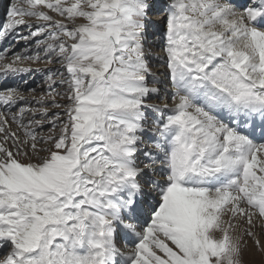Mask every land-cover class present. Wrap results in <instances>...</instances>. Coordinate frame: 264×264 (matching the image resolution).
I'll return each mask as SVG.
<instances>
[{
	"label": "snow or ice",
	"instance_id": "6c2138e0",
	"mask_svg": "<svg viewBox=\"0 0 264 264\" xmlns=\"http://www.w3.org/2000/svg\"><path fill=\"white\" fill-rule=\"evenodd\" d=\"M5 11L0 77L22 83L0 85V264L264 256V0Z\"/></svg>",
	"mask_w": 264,
	"mask_h": 264
},
{
	"label": "rangeland",
	"instance_id": "374dc122",
	"mask_svg": "<svg viewBox=\"0 0 264 264\" xmlns=\"http://www.w3.org/2000/svg\"><path fill=\"white\" fill-rule=\"evenodd\" d=\"M7 19V17L5 18V20ZM153 19H156V20H159L160 19V17H153ZM25 33H26V30H25ZM158 45L159 46H157L156 48H154V49H152V51H151V54L153 55V57H157V55L158 56H162V55H164V52H163V45H162V43H158ZM23 51V50H22ZM29 66V65H28ZM31 66H34V67H36V65H31ZM156 68H158V75L160 74V73H162L163 72V70H164V68H162V67H159V66H157ZM35 75L36 74H33L32 75V77L31 76H29L28 78H31L30 80H35V81H38V83H39V81H40V77L38 76H36L35 77ZM262 239H264V238H262ZM245 260L246 261H248L249 262V264H262V262H264V256H262L259 252H257V251H255L254 249H253V251L251 252V253H246L245 254Z\"/></svg>",
	"mask_w": 264,
	"mask_h": 264
},
{
	"label": "bare ground",
	"instance_id": "6f19581e",
	"mask_svg": "<svg viewBox=\"0 0 264 264\" xmlns=\"http://www.w3.org/2000/svg\"><path fill=\"white\" fill-rule=\"evenodd\" d=\"M157 46H159L158 44H155V45H153V47H152V49H154V48H156ZM153 54V53H152ZM151 53H150V55H151V58H152V63H153V65H154V67H157V66H159L158 65V61H157V57H158V55H157V57H153V55H152ZM8 62H11V58H9L8 60H7ZM0 64H1V62H0ZM25 66H28L27 64L25 65ZM31 67H34V66H31ZM166 69L164 68V70H163V72L165 71ZM29 77V76H28ZM27 77V79H28V82L29 83H32V81L33 80H30L31 78H28ZM18 83H22V81H20L19 80V77H16V78H14ZM33 86H35V85H33ZM27 95V94H26ZM30 98V97H29ZM0 110H3V109H0Z\"/></svg>",
	"mask_w": 264,
	"mask_h": 264
}]
</instances>
